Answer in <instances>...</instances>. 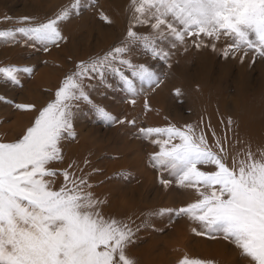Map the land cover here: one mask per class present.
Returning a JSON list of instances; mask_svg holds the SVG:
<instances>
[{
    "label": "snow or ice",
    "instance_id": "obj_1",
    "mask_svg": "<svg viewBox=\"0 0 264 264\" xmlns=\"http://www.w3.org/2000/svg\"><path fill=\"white\" fill-rule=\"evenodd\" d=\"M80 6L81 0H75L47 21L22 17L18 21L22 26L0 30V40L48 51L65 40L62 23ZM130 7L126 41L103 56L81 61L65 75L55 100L47 106L14 105L21 111L35 110L37 115L19 137L0 138V264H136L127 254L136 230L104 213L105 202L84 176L54 167L63 161V142L75 137L73 108L79 105L74 101L92 104L109 123L123 122L94 104L86 79L103 80L111 71L133 97L142 91L136 80L155 90L163 77L148 65L132 63L128 56L135 43L165 63L168 52L161 44L168 41L175 48L186 38H194L196 48L211 47L225 57L243 52V61L251 51L264 58V0H131ZM102 18L112 23L108 16ZM136 26H149L151 31L144 34ZM221 37L226 46L217 49ZM32 71L28 66L6 65L0 67V79L22 88L20 74ZM0 102L9 101L0 96ZM131 102L135 104V99ZM138 131L159 148L150 157L151 166L170 172L180 187L196 195L185 207L152 214L186 216L199 225L200 230L192 229L196 235L223 238L236 245L247 264H264V150L253 152L246 145L230 154L226 137L210 144L208 136L192 125ZM60 176L63 180L57 186ZM161 183L167 188L172 181L162 179ZM180 264L212 262L185 255Z\"/></svg>",
    "mask_w": 264,
    "mask_h": 264
},
{
    "label": "rangeland",
    "instance_id": "obj_2",
    "mask_svg": "<svg viewBox=\"0 0 264 264\" xmlns=\"http://www.w3.org/2000/svg\"><path fill=\"white\" fill-rule=\"evenodd\" d=\"M74 3L75 0H0V30L22 26L18 21L25 16L37 22L47 21ZM130 5L131 0H81V6L62 23L65 40L48 51L0 40V67L18 65L33 70L20 74L22 88L0 79V96L9 101L0 102V138L19 137L37 115L35 110H17L16 103L34 104L38 109L47 106L55 100L65 75L75 71L81 61L103 56L127 40ZM104 15L112 23L106 22ZM135 30L144 34L151 31L149 26H136ZM18 39L22 37L18 35ZM192 39L186 38L175 48L163 42L167 63L154 58L140 43L130 46L128 58L133 64L148 65L163 77L155 90L136 80L142 91L133 97L111 71L103 80L86 79L94 104L123 122L109 123L92 104L74 101L79 105L73 108L75 137L63 142V161L54 165L58 170L68 169L76 176H84L94 194L105 202L104 213L136 230L127 248L136 264H180L185 255L212 264H247L235 244L196 235L192 229L200 230L199 225L190 218L174 213L152 214L185 207L196 195L194 190L180 187L170 172L151 166L150 157L159 148L139 134L140 128L192 125L208 136L210 144L217 137H226V149L235 154L237 148H242L243 137L239 136L247 126L260 133V137L250 136L257 146L254 152L264 150V58L251 51L243 61V52L225 57L211 47L196 48ZM216 46L225 47V38L221 37ZM122 70L129 72L127 68ZM132 120L135 124L129 123ZM244 134L251 135L250 131ZM162 179L172 183L166 188ZM62 180L60 176L57 186Z\"/></svg>",
    "mask_w": 264,
    "mask_h": 264
},
{
    "label": "bare ground",
    "instance_id": "obj_3",
    "mask_svg": "<svg viewBox=\"0 0 264 264\" xmlns=\"http://www.w3.org/2000/svg\"><path fill=\"white\" fill-rule=\"evenodd\" d=\"M45 73H47V71H45ZM245 131H250L251 135H249V137H247V136L244 134ZM259 135H260V133L257 131L256 128H248V129H247V126H244V128H243V132H242V134L239 136L240 138L243 137V141H242V143H241L240 146H241L242 148H244L246 145H250L252 151L254 152V151L256 150L257 146H256L255 144H253V143L250 141V136H257V137H260ZM241 136H242V137H241ZM242 148H241V149H242ZM237 150L239 151L240 149L237 148ZM235 152H236V150H235Z\"/></svg>",
    "mask_w": 264,
    "mask_h": 264
}]
</instances>
